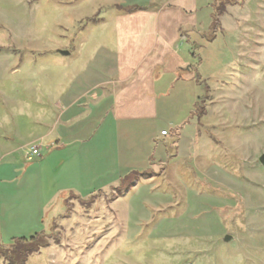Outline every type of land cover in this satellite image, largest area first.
Here are the masks:
<instances>
[{"label":"rangeland","instance_id":"374dc122","mask_svg":"<svg viewBox=\"0 0 264 264\" xmlns=\"http://www.w3.org/2000/svg\"><path fill=\"white\" fill-rule=\"evenodd\" d=\"M124 3L0 0V138L19 149L0 145V246L45 232L49 246L25 264H264V0H250L229 16L236 29L250 33L240 41L250 44L251 62L235 71L211 70L208 88L186 82L185 100L173 95L159 103L172 111L181 103L194 109L200 97L203 111L196 132L154 169L133 153L142 135H129L137 160L128 172L141 176L92 197L85 192L82 202L62 198L58 191L66 185L57 184L55 163L24 159L25 132L45 131L38 124L55 114L59 93L94 51L109 47V20L131 9ZM107 124L106 137L113 132ZM19 128L22 137L15 135ZM0 264L11 263L0 258Z\"/></svg>","mask_w":264,"mask_h":264},{"label":"crops","instance_id":"0c3cea01","mask_svg":"<svg viewBox=\"0 0 264 264\" xmlns=\"http://www.w3.org/2000/svg\"><path fill=\"white\" fill-rule=\"evenodd\" d=\"M121 1L131 9L111 16L109 47H99L92 53L78 77L54 101L55 114H47L44 124H38L45 131L27 129L29 141L23 139L20 148L27 150L35 144L44 147L42 157L34 162L55 163L57 184L63 181L66 185L58 191L63 199L73 195L84 200L89 197L85 192L92 197L115 188L126 176H141L137 171L128 172L137 160L130 156L129 135H142L133 153L142 165L147 162L154 169V162L196 132L195 119L200 115L196 112L200 97L194 109L191 103L184 107L179 103L175 113L165 106L167 100L173 95L185 100L186 82L208 88L211 70L235 71L251 62L250 44L240 41L250 38V33L229 22L233 12L243 9L250 0L244 7H227L217 29L215 15L223 0ZM208 6L211 11L202 10ZM253 54L256 66L255 48ZM162 101L167 102L160 106ZM108 121L113 132L106 137ZM163 132L167 136H162ZM16 133L17 137L24 134L22 128ZM108 139L113 140L112 149L107 146ZM12 141L0 138V145L6 144L2 150L17 152L18 148L9 146L14 145ZM39 179L33 176L31 182L38 184Z\"/></svg>","mask_w":264,"mask_h":264},{"label":"trees","instance_id":"16d2710c","mask_svg":"<svg viewBox=\"0 0 264 264\" xmlns=\"http://www.w3.org/2000/svg\"><path fill=\"white\" fill-rule=\"evenodd\" d=\"M221 4L218 5V10L215 15V24L218 28V19L223 16L226 12L227 7H244L245 1L248 0H223ZM214 29V30H215ZM203 108L196 107V112L200 113ZM201 115V114H200ZM204 115V114H203ZM202 115V116H203ZM195 117V116H194ZM136 174L132 176H127V178H122L120 182V187H126L130 184L133 179H136ZM79 201L84 202L85 200L79 199ZM49 246V238L45 232L35 234L29 238H17L13 241L12 245L9 247L0 246V258H7L11 264H25L28 261V257L34 253L40 251L41 248H47Z\"/></svg>","mask_w":264,"mask_h":264},{"label":"built area","instance_id":"2783aa9c","mask_svg":"<svg viewBox=\"0 0 264 264\" xmlns=\"http://www.w3.org/2000/svg\"><path fill=\"white\" fill-rule=\"evenodd\" d=\"M167 134H168L167 132H163L161 135L167 136ZM43 148L44 147L41 144H35L28 147L24 153L27 163H33L34 161H36V159L41 158Z\"/></svg>","mask_w":264,"mask_h":264},{"label":"water","instance_id":"95a60500","mask_svg":"<svg viewBox=\"0 0 264 264\" xmlns=\"http://www.w3.org/2000/svg\"><path fill=\"white\" fill-rule=\"evenodd\" d=\"M61 55H64V56H69L70 53L69 52H65V51H62L60 52ZM260 163L262 165H264V156H261V158L259 159ZM229 240H231V237L230 236H227V238H225V242H228Z\"/></svg>","mask_w":264,"mask_h":264}]
</instances>
